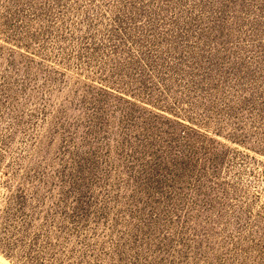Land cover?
Listing matches in <instances>:
<instances>
[{"label": "rangeland", "instance_id": "374dc122", "mask_svg": "<svg viewBox=\"0 0 264 264\" xmlns=\"http://www.w3.org/2000/svg\"><path fill=\"white\" fill-rule=\"evenodd\" d=\"M0 264H264V0H0Z\"/></svg>", "mask_w": 264, "mask_h": 264}]
</instances>
